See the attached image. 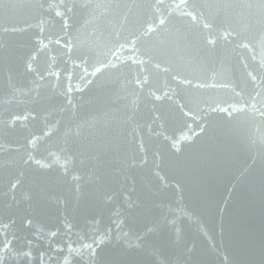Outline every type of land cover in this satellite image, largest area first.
Here are the masks:
<instances>
[{"label":"water","instance_id":"water-1","mask_svg":"<svg viewBox=\"0 0 264 264\" xmlns=\"http://www.w3.org/2000/svg\"><path fill=\"white\" fill-rule=\"evenodd\" d=\"M0 264H264V0H0Z\"/></svg>","mask_w":264,"mask_h":264}]
</instances>
